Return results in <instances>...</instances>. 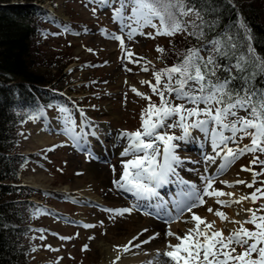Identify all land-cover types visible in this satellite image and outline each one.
I'll use <instances>...</instances> for the list:
<instances>
[{"label": "snow or ice", "instance_id": "6c2138e0", "mask_svg": "<svg viewBox=\"0 0 264 264\" xmlns=\"http://www.w3.org/2000/svg\"><path fill=\"white\" fill-rule=\"evenodd\" d=\"M91 2L111 7L113 20L120 22L122 33L125 29L128 30L126 35L129 40L138 34L153 36V33L141 32L145 26L155 29V36H174L187 32L198 41L204 37L206 30L216 27L215 20L206 19L209 13L197 8L195 4H190V0H91ZM113 4L116 6L113 7ZM92 11L95 14L96 9L93 8ZM188 16H194L195 20L185 21L183 18ZM234 27L243 30L245 34L243 39L246 41V55L237 54L240 48L238 37L226 29L209 41L211 47L207 50V55L201 54L205 51L203 47L188 48L177 63L152 71L155 83L149 80L140 81L141 85L147 84L152 94L159 97L158 104L152 101L151 96L139 92L135 87L131 88L134 94L147 100L148 104L141 110L140 128L121 133V139L125 142L119 153L122 171L119 178L113 179L112 183L116 189L132 194L137 203L132 207L103 209L104 211L123 216L131 214L133 210H140L139 201L158 198L160 195L158 189L173 183L172 178L178 177L177 169L185 162L178 150L182 142L187 143L194 138L193 130L202 133L210 143L213 154L205 155L207 163H216L217 157L224 161L215 175L201 176L202 188L183 179L175 181L180 189L173 203L175 214L167 211L166 206L161 208L164 211V222L169 225L165 235L174 238L177 243L172 244L169 241L163 252L158 249L144 264H264V214L258 215L264 213V203H260L255 209L242 206L245 200L254 204L264 200V180L258 179L264 177V160L255 155L257 152L264 154V89L246 86L235 88L233 84L235 76L218 75L221 65L217 59L228 57L230 54L235 57L236 63L227 69L229 72L236 69L244 73L252 66L264 73V58L255 56L251 45V30L247 25L239 21ZM102 32L108 38L118 41L124 50V59L130 60L133 53L125 49L123 35L108 34L107 30ZM156 50L159 53L165 52L159 46ZM88 51L91 52L92 49ZM139 59L135 62L139 63ZM142 70L147 72L149 68L143 67ZM241 111L246 115H240ZM59 112L64 134L78 147L84 139L78 131L80 125L66 107H60ZM80 114L84 117L83 110H80ZM42 115L43 112L37 110L30 114L28 119L38 120ZM84 122L87 123L86 117ZM177 128L181 130L180 135L170 131ZM90 135L96 136V132L93 131ZM245 138H250V143L241 146L240 142ZM249 153L253 154V157L248 166L241 167L240 172L251 173L250 181L239 179V172L236 174L237 179L232 182L220 180L221 185L226 188L243 185L254 189L233 200L232 192L214 188V184L224 174L225 169ZM257 165L260 166V171H255ZM112 171L115 176V166ZM258 183L261 186L255 187ZM205 197L215 198L214 202L219 207L241 205L236 211V216L243 214L242 219L228 217L219 210V207L215 210L212 207L207 208V211L220 218L222 223L226 221L238 227L228 228L225 225L222 229L215 228L214 220L208 221L206 217L195 212L194 209L207 203ZM223 197L229 199H222ZM185 213L190 214L188 219H183ZM144 214L152 215L149 211H145ZM177 221L191 224L192 227L185 229L183 234H177L170 228V225ZM83 227L88 229L94 225L85 223ZM157 235L159 234H154L149 240L141 241L134 247L140 248ZM47 247L51 248L50 245ZM86 248L87 246L82 250ZM128 250L125 247V251ZM33 251L36 249L33 248ZM119 259L117 256V260Z\"/></svg>", "mask_w": 264, "mask_h": 264}, {"label": "rangeland", "instance_id": "374dc122", "mask_svg": "<svg viewBox=\"0 0 264 264\" xmlns=\"http://www.w3.org/2000/svg\"><path fill=\"white\" fill-rule=\"evenodd\" d=\"M37 2L47 11L45 29L38 38L44 52L48 55L57 54L60 61L64 56L72 57L73 60L63 68L62 79L50 88V95L57 100L54 104H50L52 107L41 109L43 115L40 119L27 118L16 127L18 139L16 149L33 152V156L21 167L20 181L28 185H36L39 189H34L32 195V199L39 206L34 211L36 214L33 213L30 218L31 228L24 237V243L28 247L27 260L29 264H111L122 250L120 244L118 245L119 237H116V233L121 232L122 238L129 237L134 233L133 228L136 223L153 219L136 212L123 216L113 215L103 209L123 208L120 204L124 203L117 194L118 189L113 187L112 183L113 179L119 178L122 171L121 157L117 151L112 150H116L118 145L120 147L124 145L125 142L121 139L122 132H132L140 128V113L148 104L147 100L134 94L131 88L135 87L139 92L151 96L153 102L159 103V97L152 94L147 84L141 85L140 81L149 80L155 83L152 71L162 69L157 59L161 56L156 50L157 46L165 47L170 43L172 36H155V29L145 26L141 32L153 33L154 38L138 34L129 40L126 35L128 30L125 29L122 33L120 22L113 20L112 8L92 3L91 0H38ZM114 6L116 5L113 4ZM93 8L96 9L95 14ZM130 11L129 9L128 14ZM183 19L191 21L195 20V17L188 16ZM102 30H107L108 34L123 35L125 49L133 53L130 60L124 59V50L119 42L108 38ZM185 33L187 32L176 35ZM196 47H203L205 51L201 54L207 55L211 45L206 43ZM138 59L139 63H136ZM149 61L151 63H148ZM143 67L149 68V71H143ZM175 102L181 103V101ZM62 106L72 113L78 125H80L78 117H82L80 110H83L84 117L87 118L88 130L84 127V117L81 122L89 134L90 141V137L95 140V137L90 136L92 131L99 133L103 130L106 133L104 140L100 138L99 142H94L97 146L94 149H98V145L106 146V142H117L116 139L120 142H117L116 146L111 144V147H115L111 150L96 151V154L101 152L100 157L91 161V156L86 150L82 147L70 146L72 143L63 138L65 134L59 112ZM239 114L246 115L243 111ZM52 126L58 130H54ZM170 131H174L176 135L181 134L179 128ZM79 132L81 133V130ZM192 133L194 134L192 142H188L187 145L182 142L178 150L185 162L177 171L181 170L180 173H184L189 177L188 180L198 185L201 183V176L204 175L205 163L202 157L205 158V155L210 154L212 150L202 133L198 130H193ZM41 134L45 136L39 137ZM249 143L250 138L240 142L241 146ZM255 155L264 160V154L257 152ZM252 157L251 153L242 156L224 173L227 174L229 169L234 168L240 173L241 179L250 178V181L251 173L240 172V169L242 166H248ZM92 162H98L103 167L98 176L89 169V164ZM113 166L116 169L115 176L112 171ZM255 171H260L259 165L255 166ZM30 177L39 184L31 183ZM179 177L182 176L178 174V177L174 178L179 179ZM258 179L264 180V177ZM82 186L92 191L98 204L95 199L80 202L83 203L82 206L74 204L76 202H73L71 197L82 200L77 191V188ZM260 186L259 183L255 185V187ZM214 188L225 189L220 180L215 182ZM253 190L246 188L244 195ZM214 200L215 198L206 197L207 203L198 208L200 212L197 213L202 217H211L212 214L207 208L212 207L215 210L219 207ZM247 203L249 208L255 209L260 203H264V200L255 204ZM219 210L227 216L230 215L228 207H219ZM79 212L85 220L78 216ZM262 214L264 213H258V215ZM67 217H74L84 223L88 220L87 222L94 227L86 229ZM165 226L169 225L165 224ZM245 227L253 226L245 225ZM143 233L145 234L141 232L137 237L141 239L140 237H144ZM61 237L69 239H61ZM49 245L51 248L47 247ZM85 246H87L86 250H82ZM141 246L143 247L139 251H146L154 245L145 243ZM33 248L36 251H33ZM121 254L123 255L124 252Z\"/></svg>", "mask_w": 264, "mask_h": 264}, {"label": "trees", "instance_id": "16d2710c", "mask_svg": "<svg viewBox=\"0 0 264 264\" xmlns=\"http://www.w3.org/2000/svg\"><path fill=\"white\" fill-rule=\"evenodd\" d=\"M37 1L0 0V264H29L24 237L39 206L31 198L35 190L20 181L21 167L33 154L16 149V127L32 111L55 99L50 87L62 79L63 68L72 60L64 56L60 61L57 54L48 55L41 47L38 38L45 29L47 11ZM190 4L207 11L206 19L215 20L216 27L206 30L199 41L188 33L172 36L157 58L162 68L177 63L186 49L212 40L226 29L238 37L237 54L246 55L245 34L234 27L239 21L251 30L255 56L264 58V0H190ZM217 59L221 65L218 75L235 76V88L264 89V73L258 68L229 72L235 57L230 54Z\"/></svg>", "mask_w": 264, "mask_h": 264}, {"label": "bare ground", "instance_id": "6f19581e", "mask_svg": "<svg viewBox=\"0 0 264 264\" xmlns=\"http://www.w3.org/2000/svg\"><path fill=\"white\" fill-rule=\"evenodd\" d=\"M84 128V127H83ZM83 128L81 129V135L84 136V139H87L89 137L88 133H84ZM93 132V131H92ZM102 132V133H100ZM99 133H96V136H94L95 138H97L96 142H99V139L101 138L102 140L105 139L104 136H106V133L102 130ZM41 136H45L43 134H41L39 137ZM91 136V135H90ZM104 138V139H103ZM45 140V139H42ZM116 141L119 143L120 140L116 139ZM117 142H111V143H105L106 146H99L98 145V149H94L97 148L96 145H92L94 151L99 152L100 150H104V149H109L111 150V148H115V147H111V144L113 145H117ZM189 142H192L191 139L189 140ZM187 143H185L184 145H187ZM123 147V146H122ZM122 147H120V145L117 146L116 150H112V151H117L118 153H120V151L122 150ZM213 153L211 152L208 155H212ZM93 161V160H91ZM203 161L205 163V167H204V171L206 173H217L221 167V164L224 163V161L220 158L217 157L216 163H212V164H208L207 161L205 160V158H203ZM89 169L90 171H92L96 176H98V174H100L103 170V167L98 163V162H92L89 164ZM181 171V170H179ZM238 171L234 168L229 169L227 174H223L222 176H220V180H227L229 182L234 181L235 179H237V174ZM240 175V173H239ZM250 177V176H249ZM181 178V177H179ZM239 179H241V177H238ZM178 180L177 178H174V182L170 183L173 186H177V184L175 183V181ZM29 181L33 184H39L37 183V181L30 177ZM77 186H81V185H77ZM74 186V187H77ZM178 187V186H177ZM88 189V188H87ZM85 186L79 187L77 188V191L79 193V196L81 199H86L87 201H91L95 199L96 200V196H94L92 194V191L90 189L87 190ZM246 187H244L243 185H237L236 187H232V188H226L224 189V191L226 192H232L234 195L231 197V199L235 200L238 199L241 195H244V191H245ZM222 199H229V197H223ZM154 204H159L158 201L156 199H152ZM250 202V201H247ZM245 201L242 202V206L244 208H249V204ZM241 207V205H233L232 207H228L230 210V215L228 217L230 218H235V219H242L243 218V214L241 216H236V211ZM174 208V206L169 203V205H166V209L172 213V209ZM195 212H200L199 209H194ZM82 220H85V217L82 216V213L79 212L78 215ZM202 216V215H201ZM190 217V214L185 213V216L183 219H188ZM207 218L208 221H215V228L218 229H222V227L225 228V225H227L228 228H232V227H238V225H232V224H228L226 221L225 222H221L220 218L216 217L215 215L212 214L211 217L209 216H204ZM88 221V220H87ZM87 221H85L87 223ZM192 227L191 224H185L182 221H177L175 222V224H172L171 231L177 233V234H183L184 230ZM134 229V233L126 238H122L121 236V232H117L116 233V237H119L118 240V245L120 244V247L122 248V250L120 252H118V255L120 257L119 260H117V258L114 261H111V264H144L145 261L149 260L152 256L155 255L156 251L159 249L161 252H163L166 248V245L169 243V241L172 244L177 243V241L174 238H170V237H166L165 233L166 231L169 229V227H165L164 224L159 223L157 220L152 219L151 221L148 220V222H141V223H136ZM144 229H147V231H143ZM129 230V229H128ZM141 232H145L144 237H140L141 239H134V237H137L138 235H140ZM154 234H159L156 236L155 239H152L149 243V245H154L152 247H150V249L146 250V251H139V249L143 246H141L140 248H136L134 247V245L136 244H140L141 241H146L149 240L150 237H152ZM142 235V234H141ZM139 237V236H138ZM131 242V243H129ZM151 243V244H150ZM125 247H127L129 250L125 251ZM124 252V254L122 255L121 253ZM147 253V255L145 254ZM123 256V257H121Z\"/></svg>", "mask_w": 264, "mask_h": 264}, {"label": "water", "instance_id": "95a60500", "mask_svg": "<svg viewBox=\"0 0 264 264\" xmlns=\"http://www.w3.org/2000/svg\"><path fill=\"white\" fill-rule=\"evenodd\" d=\"M34 188H37L36 186H33Z\"/></svg>", "mask_w": 264, "mask_h": 264}]
</instances>
